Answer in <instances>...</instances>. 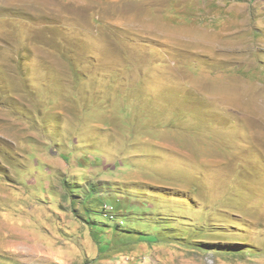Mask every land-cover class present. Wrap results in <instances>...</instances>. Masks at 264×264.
Masks as SVG:
<instances>
[{
  "label": "rangeland",
  "instance_id": "374dc122",
  "mask_svg": "<svg viewBox=\"0 0 264 264\" xmlns=\"http://www.w3.org/2000/svg\"><path fill=\"white\" fill-rule=\"evenodd\" d=\"M0 264H264V0H0Z\"/></svg>",
  "mask_w": 264,
  "mask_h": 264
}]
</instances>
